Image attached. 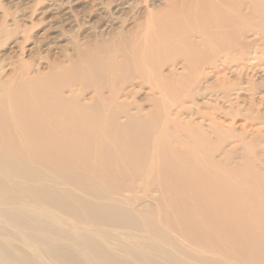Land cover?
I'll list each match as a JSON object with an SVG mask.
<instances>
[{"label": "bare ground", "instance_id": "obj_1", "mask_svg": "<svg viewBox=\"0 0 264 264\" xmlns=\"http://www.w3.org/2000/svg\"><path fill=\"white\" fill-rule=\"evenodd\" d=\"M164 3L0 73V264H264V136L172 110L217 53L264 52V0Z\"/></svg>", "mask_w": 264, "mask_h": 264}, {"label": "rangeland", "instance_id": "obj_2", "mask_svg": "<svg viewBox=\"0 0 264 264\" xmlns=\"http://www.w3.org/2000/svg\"><path fill=\"white\" fill-rule=\"evenodd\" d=\"M159 1L0 0V73L6 74L14 69L27 68L28 72L33 75L39 69H46L48 63L54 58L63 59L67 53L72 54L74 46L86 43L94 37L100 39L101 35L106 36L112 31L118 32L122 27L125 29L134 27L137 20L143 16L141 14L163 5L167 0ZM245 38L246 47H253L248 43L247 38L261 42V36L254 31H248ZM253 48L249 51L241 47L246 52L238 54V57L233 55L235 52L232 50L217 53L211 65H206L199 71L201 77L198 75L199 78H197L203 91L198 94L201 95L195 97L196 100L183 99L184 101H179L181 105L173 104L172 110H181L182 118H192L195 122L203 124L205 128L215 119L225 122L227 126L232 124L236 133L246 132L247 137L254 132L256 134L259 132L264 136V52ZM253 55L256 57L254 58ZM170 69L180 72L183 69L182 61H178L175 65L172 64ZM239 81L241 83L238 84ZM207 87L208 89H205ZM148 90V86H144V89L137 95V100L144 99ZM238 92L240 99L244 98V100L232 99L239 95ZM84 95L87 99L90 98L93 90L88 89ZM227 146L229 150L237 147L235 152L240 155L241 143L233 144L232 147ZM146 178H143L142 184H146ZM143 204L137 203L135 206L137 208ZM130 233L134 232L130 231ZM22 250L29 253L27 247ZM47 263L48 261L44 259L41 264Z\"/></svg>", "mask_w": 264, "mask_h": 264}]
</instances>
